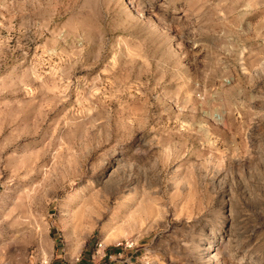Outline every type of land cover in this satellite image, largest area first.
<instances>
[{"label":"rangeland","instance_id":"rangeland-1","mask_svg":"<svg viewBox=\"0 0 264 264\" xmlns=\"http://www.w3.org/2000/svg\"><path fill=\"white\" fill-rule=\"evenodd\" d=\"M98 238L264 264V0H0V263Z\"/></svg>","mask_w":264,"mask_h":264},{"label":"crops","instance_id":"crops-1","mask_svg":"<svg viewBox=\"0 0 264 264\" xmlns=\"http://www.w3.org/2000/svg\"><path fill=\"white\" fill-rule=\"evenodd\" d=\"M99 242H103L104 252H106L107 257L94 260L92 258V254ZM117 243L113 244L112 247H109L105 241L98 238L95 239L93 243L89 244L85 249L83 248L78 254L71 255L68 249H65L67 245H65L64 248H61L59 240L53 239L51 248L48 252L49 255H44L40 251L33 252L25 264H36V262L41 258L49 259L50 264H123L124 262H129L130 259L125 261L121 260L120 249L123 248L117 247ZM60 250L62 251L60 252ZM77 258L80 259L77 260Z\"/></svg>","mask_w":264,"mask_h":264},{"label":"built area","instance_id":"built-area-1","mask_svg":"<svg viewBox=\"0 0 264 264\" xmlns=\"http://www.w3.org/2000/svg\"><path fill=\"white\" fill-rule=\"evenodd\" d=\"M117 247L125 248V249H133L135 247V243L133 241H120L116 244ZM107 257L106 252H104V244L103 242H99L96 246L95 251L92 254V258L94 260L100 259V258H105ZM36 264H50L49 259L47 258H41L36 262Z\"/></svg>","mask_w":264,"mask_h":264}]
</instances>
